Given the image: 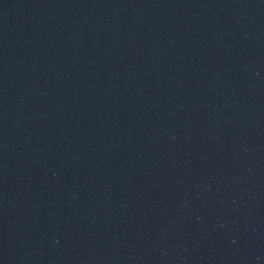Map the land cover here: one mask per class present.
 <instances>
[{
  "label": "water",
  "instance_id": "water-1",
  "mask_svg": "<svg viewBox=\"0 0 264 264\" xmlns=\"http://www.w3.org/2000/svg\"><path fill=\"white\" fill-rule=\"evenodd\" d=\"M0 264H264V0H0Z\"/></svg>",
  "mask_w": 264,
  "mask_h": 264
}]
</instances>
